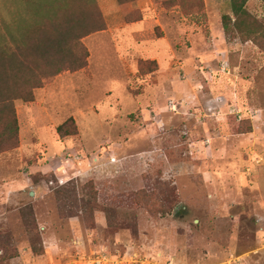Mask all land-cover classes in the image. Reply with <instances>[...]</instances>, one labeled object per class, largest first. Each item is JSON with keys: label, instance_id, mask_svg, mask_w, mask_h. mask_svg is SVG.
<instances>
[{"label": "rangeland", "instance_id": "obj_1", "mask_svg": "<svg viewBox=\"0 0 264 264\" xmlns=\"http://www.w3.org/2000/svg\"><path fill=\"white\" fill-rule=\"evenodd\" d=\"M97 5L87 67L14 102L0 264H264V42L225 35L230 0H137L136 21ZM245 9L264 27L260 0ZM87 183L91 214L62 211L55 191Z\"/></svg>", "mask_w": 264, "mask_h": 264}, {"label": "trees", "instance_id": "obj_2", "mask_svg": "<svg viewBox=\"0 0 264 264\" xmlns=\"http://www.w3.org/2000/svg\"><path fill=\"white\" fill-rule=\"evenodd\" d=\"M135 1L116 0L126 21L140 20L137 10L125 13L126 6ZM260 1L264 5V0ZM247 2L230 0L233 18L222 16V27L227 37L236 31L245 41L259 44L264 42V27L246 11ZM2 3L0 0V153L17 148L19 143L14 102H32L33 91L47 81L65 72L84 70L89 55L82 40L105 29L97 0H12L6 7ZM55 131L59 138L77 134L72 118ZM84 188L90 199L78 202L74 187L55 191L62 211L74 214L78 208L92 210L95 190L91 183ZM34 225L32 218L27 220L36 243Z\"/></svg>", "mask_w": 264, "mask_h": 264}]
</instances>
